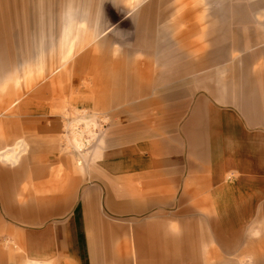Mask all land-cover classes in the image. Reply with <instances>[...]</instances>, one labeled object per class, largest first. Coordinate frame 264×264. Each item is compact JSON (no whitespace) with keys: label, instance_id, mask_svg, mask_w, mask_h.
I'll use <instances>...</instances> for the list:
<instances>
[{"label":"rangeland","instance_id":"1","mask_svg":"<svg viewBox=\"0 0 264 264\" xmlns=\"http://www.w3.org/2000/svg\"><path fill=\"white\" fill-rule=\"evenodd\" d=\"M222 1L0 0V107L5 105L9 110L0 124V148L7 145L3 134L8 128L26 129L21 133L29 139L30 147L21 157L20 164L27 155L31 156L22 177L16 178L10 173L12 190L17 200H24V204L30 200L39 202V198L46 200L53 192L57 195L71 193L69 208L63 215H55L40 225L21 226L26 239L30 233L52 230L55 255L57 239L53 230H63L66 219L77 215L105 221V227L90 228L105 230L99 238L91 240L100 255L93 260L94 264H255L256 255L264 256V172L257 169L258 163L252 157L225 146L222 124L219 138L223 146L216 157H212L210 133L209 140H202V145L209 147L208 157L203 156L202 149L191 145L182 130L202 102L209 114L223 120L228 116L237 127L239 139L244 137L251 142L252 137L257 139H253L255 142L264 144V107L259 114L251 115L241 106L244 102L243 70L249 69L264 79V42L248 48L253 59L247 64L243 61L246 53L234 51L231 41L225 46L211 47L209 42L214 37L211 35L214 27L211 25V11ZM156 2V10L169 7L172 12L167 24L172 28L168 39L173 42L174 49L179 52L182 44L195 55L209 58V67L200 69L194 93L186 98L184 109L178 116L154 109L150 104L152 100L161 101L158 97L161 91L156 87V94L151 93V83L159 72L166 70L154 58L158 49L152 50L153 56L134 49L138 32L144 31L146 26L144 13L151 3ZM244 2L228 0L226 19L219 24L233 22L232 8ZM83 8L87 23L75 29L73 23L77 19L74 17L80 16ZM257 21L264 23V17L258 16ZM163 25L161 22L158 28ZM76 31L80 35L72 36L71 33ZM88 32L91 34L87 35ZM216 32L219 35L214 39L222 33ZM80 41L81 49L76 54L84 48L91 50L86 63L81 61L75 65L74 54L62 58L67 44ZM92 41L95 42L92 44ZM98 43L102 45L99 48L96 47ZM74 67L78 69L75 76L71 72ZM54 69L61 70L62 76L58 77L57 73L53 77ZM208 71L209 77L206 76ZM130 75L139 87L149 84L150 96L129 97L126 94ZM186 75L187 80L193 79L188 73ZM146 100L151 102L134 111L138 105L147 103ZM19 106L22 108L18 109ZM125 112H132L133 117L143 123L150 122L147 131L153 137L168 133L167 139L171 143L167 152H176L179 148L189 156V164L159 178L146 175L145 167L130 174L120 168L113 170L114 138L128 132V127L120 123ZM129 118L130 115L126 116L128 121ZM173 118L176 120L169 122ZM175 135H180L181 142H172L177 138ZM80 144L84 147L87 162L99 160L112 164L99 169L101 180L98 183L94 180L89 184L86 172L77 174L81 181L76 187L69 179L71 174L67 171V163ZM72 165L69 160L71 168ZM16 168L12 163L0 160V171L13 172ZM125 174L128 178L121 177ZM24 186L26 191L22 195ZM160 188L169 191L155 194ZM95 190L97 194H86ZM243 192L255 202L247 219L237 221L243 223L241 245L238 249L235 247L236 250L226 251L213 226L204 220L202 214L207 210L213 212L215 207L222 208L227 200L238 202ZM87 197L91 202L82 207L83 199ZM139 200L150 201L149 208L136 210L135 204ZM183 211L187 214H181ZM190 217L195 218L194 233L190 228L193 234L190 237L197 236V240L194 244L188 242L186 250L181 240L171 241L166 234L170 238L179 237L182 220L190 227ZM157 220L160 226L145 224ZM151 229L155 235L153 253L160 254L164 249L162 258L145 257V247L149 246L150 239L146 237V231L149 234ZM2 238L0 236V246ZM245 249L247 252L241 254L240 250ZM23 256L28 260L26 254ZM25 259L23 264H26ZM49 261L51 264H65L60 260ZM34 262L32 264H37ZM27 264H31L30 260Z\"/></svg>","mask_w":264,"mask_h":264},{"label":"crops","instance_id":"2","mask_svg":"<svg viewBox=\"0 0 264 264\" xmlns=\"http://www.w3.org/2000/svg\"><path fill=\"white\" fill-rule=\"evenodd\" d=\"M227 2L228 0H223L218 6L215 5V7L212 8L211 17H213V20L211 25L214 27L211 35L213 34L214 37L219 35L216 31L222 33H220L218 38L214 39L213 37L210 39L209 44L211 47L217 48L218 45L225 46L226 42L231 41L230 44L234 51H243L246 53L243 61L247 64L253 59L252 55L248 54V48L264 42V23L257 21L258 16L264 17V0H245L243 4L236 5L232 8L231 16L233 22L219 24L226 19ZM156 8L157 2L151 3L144 13L147 17L145 22L146 26L143 28L144 31L138 32L134 49L145 52L147 56L152 55L151 53L154 48L158 49V54L154 58L166 70L165 72H159L157 74L154 82L151 83L153 84V88H151L152 91L150 87L147 86L149 84L139 87L133 75H130L127 79L129 85L127 86L126 94L129 97H138L140 95L142 97H147L150 96V91L156 94L157 87L161 91V95L158 96L159 99H161V101L158 102L159 104L153 100L152 102L146 100L147 103L138 105L134 111L146 107L147 104L151 102L152 108L178 116L180 111L184 109L186 98L194 93L195 89H193V87H195V83L199 81V77L197 78V76L199 75L200 69L205 66L209 67V58L208 56L195 55L194 51L186 49L180 42L177 43L175 41V43L181 46V50L177 52V50L174 49L173 42L168 39V36L172 33V28L167 24V21L170 19L172 12H170L169 7H165L160 11L156 10ZM80 11V16L74 17V19H77L73 23L75 29L87 23L85 9L83 8ZM161 22L164 23V25L158 28ZM71 34L72 36L80 35L77 31ZM88 34L91 33L88 32L87 35ZM82 41L79 43L74 42L71 45L67 44L65 55L62 58L66 59L67 55L72 56L74 54L75 65H78L81 61L86 63L87 60H89L91 50L84 48L80 54H76V52L81 49ZM94 42L95 41H92V44ZM161 44L162 46L159 48ZM101 46L100 43L96 45L98 48ZM57 69L53 70V77L61 71H57ZM60 69H62V67H60ZM77 70L76 67L72 68L71 72L73 76L76 75ZM55 71L57 72L55 73ZM186 73L193 76V79L187 80ZM60 76H62V72L59 73L58 77ZM206 76L209 77V71ZM243 76L245 79V83L242 87L244 102L241 106L248 114L256 115L264 107L262 103L264 97V79L258 73L252 74L249 69L243 70ZM73 85L75 86L76 83H73ZM202 104L203 103L200 102L197 105L189 122L182 129L183 135H187L186 137L189 139L191 145L193 147H198V149H202L201 152L204 154L203 156L209 157V151H207L209 147L206 148L203 146L202 140H209L210 133L211 142H213L212 157L218 156V153L221 151L220 148L223 146L219 138L222 124L226 136L225 146L227 148H234L242 155L252 157L254 161L258 163L257 169L264 172V144L255 142L257 139L252 137V141L250 140L251 142H247V138L244 137L243 139H239V137H237V133H239L237 127L228 116L223 120V118H219L217 115L209 114V110L206 106L203 107ZM19 105L21 106L22 103ZM20 106L18 109L22 108ZM7 113H9V110L5 105H2L0 107V124L3 123L2 117L7 115ZM128 115H130L129 121L126 119ZM133 115L132 112H125L120 118L121 125L127 126L128 129L126 130H128V132L126 133L124 131L119 137L117 136L114 138L113 156L115 163H113V170H118L120 168L130 174L133 172L137 173L139 168L145 167L146 175L151 178H159L169 173L180 171L189 164V156H187L185 152H180L179 148L176 149V152H167L171 143L167 139L168 133L164 136H151L147 131L150 122L143 123V121L135 118V116L133 117ZM175 120L176 118H173L170 119L169 122L173 123ZM141 126H143V128H139ZM22 130L26 129L8 128L3 134L5 144L8 146L6 145L0 148V160L4 161V163L8 162L17 166L13 172L9 170L0 171V236L3 237L1 240L2 245L0 246V264H7V262L10 264H23V260L25 259L23 256L24 254H26L31 264L34 261L37 264H51L49 261L50 259L56 262L59 260L64 261L65 264H84V262L86 264H94L93 260L99 258L100 255L97 253L91 240L92 238H99L101 233H105V230H90V228L105 227L104 220L84 219L77 215L66 219V222L62 224V227H64L63 230H53L55 239H57V253L55 255H53V243L51 241L52 230L44 229L42 232L30 233L28 234L29 239H26V232L21 226L40 225L55 217V215H63L69 208L71 193L68 191L65 193L63 192L61 195H57V193L53 192L46 200H41L39 198V202L30 200L27 204H24V200L23 202L22 200H17L12 190L13 184H10V173H14L16 178L22 177L26 170L27 163L31 160V156L27 155L22 165L20 164L21 157L28 153L30 147L29 139L23 137L21 133ZM176 135L175 137L177 138L172 142H181L180 140H182V138H180V135ZM214 142L217 145L214 144ZM9 145H12V147ZM80 148L81 152L79 153ZM80 148L78 150L76 149L74 157L69 159L73 162L72 168L69 166L68 160L67 171L71 174L69 175V179H71L77 187L81 181L77 174L86 172V181L89 180V184L93 183L94 180V182L98 183L101 180L99 169L111 166L112 163H101L99 160L87 162L83 149L84 147L81 144ZM122 164L123 166H121ZM121 177L128 178V175L125 174ZM25 191L26 186L23 188L22 195H24ZM168 191L169 190L165 188H160L155 194H165ZM87 193L97 194V191H89L86 192V194ZM31 194L32 192L29 193V197H31ZM90 202L91 200L89 197L84 198L81 206L85 207L90 204ZM254 202V200H250L246 192H243L238 202L227 200V202L223 203L224 205L222 208L215 207L213 212L204 210L205 214H202L204 220L211 223L215 235L224 243L226 251H231L235 247L238 249L241 245V230L243 223L239 224L237 221L247 219ZM157 203H160V201H157ZM241 204L243 205L238 207ZM149 206L150 201L146 200V202H143V200H139L137 204H135V209H148ZM82 209L83 208H81V210ZM181 214L186 215L187 213L183 211ZM181 218H183V215H181ZM190 218L191 219H188L190 227L181 219L182 229L179 237L173 236V238H170V236L166 234L171 241L176 242L181 240L186 250H188L186 247L188 242L194 244L197 240V236L190 237L193 235L190 228L193 229V233L195 229V218ZM145 224L150 227L160 226L158 220L156 223L154 221H148V223ZM147 233L146 231V237L150 239L148 240L149 246L145 247L147 249V251L145 250V252H147L145 257L162 258L164 255V247L160 254L154 255L153 253L154 230L151 229L149 234ZM246 242H248L249 245L253 244L252 241ZM141 251L143 252V250ZM240 252L241 254H245L247 250H240ZM26 260L27 259H25V263L27 264L28 260L27 262ZM254 261L255 264H264V256L256 255Z\"/></svg>","mask_w":264,"mask_h":264},{"label":"bare ground","instance_id":"3","mask_svg":"<svg viewBox=\"0 0 264 264\" xmlns=\"http://www.w3.org/2000/svg\"><path fill=\"white\" fill-rule=\"evenodd\" d=\"M81 152V148L79 149V153Z\"/></svg>","mask_w":264,"mask_h":264}]
</instances>
